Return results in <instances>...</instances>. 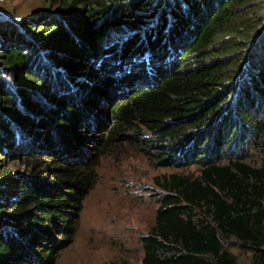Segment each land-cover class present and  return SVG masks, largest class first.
I'll return each mask as SVG.
<instances>
[{"label": "trees", "instance_id": "trees-1", "mask_svg": "<svg viewBox=\"0 0 264 264\" xmlns=\"http://www.w3.org/2000/svg\"><path fill=\"white\" fill-rule=\"evenodd\" d=\"M50 3L0 12V147L30 168L0 176V264H56L121 142L182 169L156 177L142 264H264V0Z\"/></svg>", "mask_w": 264, "mask_h": 264}, {"label": "rangeland", "instance_id": "rangeland-1", "mask_svg": "<svg viewBox=\"0 0 264 264\" xmlns=\"http://www.w3.org/2000/svg\"><path fill=\"white\" fill-rule=\"evenodd\" d=\"M48 9L56 10L57 6L50 0H0L1 14L14 18V21L22 18L26 21V18L43 14ZM43 23L38 21L36 25ZM234 42L232 37L224 38L226 45ZM231 57L238 58L239 55L233 53ZM93 63L89 62V71L92 69L95 72ZM37 132L43 136V130L38 128ZM87 134H92L90 128ZM99 134L98 130L94 133ZM25 138L28 139L27 136ZM254 142L257 140H252L250 146L243 150L252 161L259 163L262 153L257 145L263 140ZM24 144L25 141L20 146ZM7 147H0V176H4L5 172L16 176L30 170L23 158H16ZM234 151L240 152L241 149L237 147ZM177 171L182 169L161 163L155 153L145 152L138 144L121 142L112 147L97 164V177L84 201L73 242L61 251L56 264H142L140 238L154 224L160 201L161 190L156 177ZM230 248L238 255V264H252L251 253L235 244H230Z\"/></svg>", "mask_w": 264, "mask_h": 264}]
</instances>
